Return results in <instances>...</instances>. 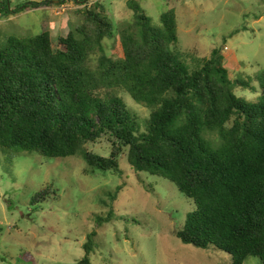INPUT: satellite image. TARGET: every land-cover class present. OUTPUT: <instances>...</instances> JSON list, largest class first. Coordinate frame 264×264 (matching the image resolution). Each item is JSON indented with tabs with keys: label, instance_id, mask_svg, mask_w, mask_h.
I'll list each match as a JSON object with an SVG mask.
<instances>
[{
	"label": "trees",
	"instance_id": "1",
	"mask_svg": "<svg viewBox=\"0 0 264 264\" xmlns=\"http://www.w3.org/2000/svg\"><path fill=\"white\" fill-rule=\"evenodd\" d=\"M56 1L66 0L28 2L17 11ZM137 1L129 0L133 20L119 28L121 59L105 52L114 25L100 2L82 11L83 24L57 46L49 31L0 44V149L50 159L80 154L91 171L122 175L119 160L126 157L136 173L164 178L194 201L196 210L177 232L183 244L212 246L231 255L232 264L250 257L264 264V71L257 79L259 101L245 102L234 89L254 88L230 78L220 50L190 69L177 49L175 10L161 15L164 29L158 30ZM11 12L2 0L0 16ZM119 90L151 110L145 132ZM204 132L216 139H204ZM103 139L111 146L109 156L87 151ZM48 190L31 204L40 205ZM122 190L111 196L113 202ZM96 236H88L78 264H92Z\"/></svg>",
	"mask_w": 264,
	"mask_h": 264
},
{
	"label": "rangeland",
	"instance_id": "2",
	"mask_svg": "<svg viewBox=\"0 0 264 264\" xmlns=\"http://www.w3.org/2000/svg\"><path fill=\"white\" fill-rule=\"evenodd\" d=\"M7 1L13 13L0 16V44L11 37L25 39L49 31L57 46L61 36L83 24L82 11L100 2L114 25V37L104 41L105 52L116 60L124 57L119 28L133 20L129 0L56 1L50 7L23 13L17 8L46 0ZM137 2L158 30L164 29L161 15L175 10L177 49L190 69L220 50L230 78L250 81L254 88H235V95L247 103L259 101L262 87L257 79L264 71V0ZM99 56H93L94 65ZM116 94L136 116L140 131L145 132L151 110L121 90ZM203 138L214 140L216 136L204 132ZM213 146L218 147L219 142ZM86 149L105 157L111 152L105 139ZM119 166L123 175L91 171L80 154L50 159L0 149V264H78L92 233L97 234L92 264L233 263L231 255L212 246L202 250L177 238L196 205L172 182L136 173L126 157L119 160ZM120 187L124 190L113 202L111 196ZM46 188V199L33 206L32 198ZM107 219L109 222H104ZM244 264H261V260L250 257Z\"/></svg>",
	"mask_w": 264,
	"mask_h": 264
}]
</instances>
